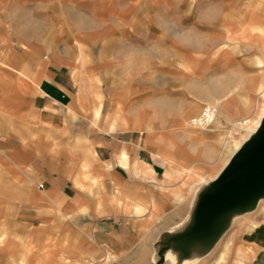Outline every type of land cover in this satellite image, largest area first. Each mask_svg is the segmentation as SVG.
Returning <instances> with one entry per match:
<instances>
[{
    "label": "crops",
    "instance_id": "1",
    "mask_svg": "<svg viewBox=\"0 0 264 264\" xmlns=\"http://www.w3.org/2000/svg\"><path fill=\"white\" fill-rule=\"evenodd\" d=\"M142 2L0 0V264H158L166 237L191 223L209 173L192 160L206 157L193 145L203 133L186 127L191 31L180 7L155 5L148 17ZM160 13L171 15L167 26ZM248 36L260 75L264 34ZM149 50L151 69L135 76L152 85L137 97L159 98L166 76L183 104L182 116L145 130L128 114L123 79L128 52L142 62ZM101 77L121 78L119 93L89 88ZM229 228L227 264H264V198ZM214 249L183 264H217ZM169 253L162 264H182Z\"/></svg>",
    "mask_w": 264,
    "mask_h": 264
},
{
    "label": "rangeland",
    "instance_id": "2",
    "mask_svg": "<svg viewBox=\"0 0 264 264\" xmlns=\"http://www.w3.org/2000/svg\"><path fill=\"white\" fill-rule=\"evenodd\" d=\"M142 1L144 16L148 17L151 16L152 7L155 5L167 7L170 4L180 7L182 9L179 15L180 22L190 28L192 54L189 56L191 62L187 68L189 75L186 78L185 99L191 101L194 108L185 116L186 127L203 133L193 142L197 154L201 153L206 157L203 159L195 157L192 160L206 161L209 170L208 177L201 176L199 182L202 179H212L231 158L237 145L249 138L251 135L249 129L257 125L264 108L263 68L260 75L250 71L253 51L242 42L248 40L249 33L250 37L256 39L263 36L264 27L260 23H263L264 19V0ZM170 16L168 13L159 14L162 26H167ZM260 41L262 42V38ZM162 48L161 46V50ZM262 48L264 49V45ZM194 54H197L198 58L195 59ZM144 55L143 61L137 62L135 59L130 60L136 58V52L134 51L133 56L130 51L128 52L129 60L125 63L128 78L123 80H126L129 98L128 114L142 118L148 123L142 128L151 130L152 121L164 123L182 116L180 109L183 102H177L175 98L177 96L175 91L178 92L176 81L166 76L159 78V98L153 101L150 93L145 94L143 99L137 97L138 89L152 85L151 77L145 78L146 81L143 82V79L135 76L138 68L144 69L145 73L151 69V51H145ZM160 64L161 67L168 65L167 54H161ZM255 76L256 81L253 83ZM119 80L122 79L88 78L89 88L93 87L102 93L108 92L109 87H113L119 93ZM117 96L119 97V94ZM138 103H143L142 109L136 108ZM208 104L218 107V117L209 128L193 127L191 119L199 115ZM234 114L237 115L235 118ZM169 127L165 124L160 125V128L165 130ZM204 185L205 183L202 184ZM224 235L216 243L213 254L209 257L210 260L217 259V264H227L229 253L235 246L229 242V236Z\"/></svg>",
    "mask_w": 264,
    "mask_h": 264
},
{
    "label": "water",
    "instance_id": "3",
    "mask_svg": "<svg viewBox=\"0 0 264 264\" xmlns=\"http://www.w3.org/2000/svg\"><path fill=\"white\" fill-rule=\"evenodd\" d=\"M264 198V117L255 133L231 156L217 177L198 194L191 223L166 237L158 264L172 250L179 262L194 253L206 254L231 226L233 219L254 210Z\"/></svg>",
    "mask_w": 264,
    "mask_h": 264
},
{
    "label": "built area",
    "instance_id": "4",
    "mask_svg": "<svg viewBox=\"0 0 264 264\" xmlns=\"http://www.w3.org/2000/svg\"><path fill=\"white\" fill-rule=\"evenodd\" d=\"M219 110L215 105H205L201 113L191 119V125L195 128H209L218 117Z\"/></svg>",
    "mask_w": 264,
    "mask_h": 264
},
{
    "label": "bare ground",
    "instance_id": "5",
    "mask_svg": "<svg viewBox=\"0 0 264 264\" xmlns=\"http://www.w3.org/2000/svg\"><path fill=\"white\" fill-rule=\"evenodd\" d=\"M264 117V108L262 109V111H261V113H260V116H259V118H258V123H257V125H255L253 128H251V129H249L250 130V134H253V133H255V131L257 130V128L259 127V125H260V123H261V120H262V118ZM247 139H244V141L242 142V143H240L236 148H235V150H234V152H233V154L241 147V145L246 141ZM229 156V155H228ZM227 160H228V158H227ZM229 161V160H228ZM227 161V162H228ZM227 162H226V164H227ZM225 164V165H226ZM224 165V166H225ZM223 166V167H224ZM223 169V168H222ZM221 169V170H222ZM220 170V171H221ZM219 171V172H220ZM219 172L215 175V177H213L212 179H202L199 183H205V184H207V183H209L210 181H213L216 177H217V175L219 174ZM168 258L169 259H171L174 263H177V257H176V254H172V253H169L168 254ZM185 262H187V261H183L182 262V264L183 263H185Z\"/></svg>",
    "mask_w": 264,
    "mask_h": 264
}]
</instances>
